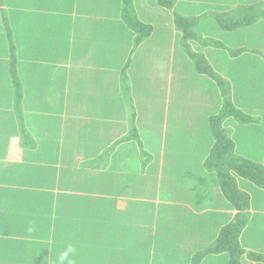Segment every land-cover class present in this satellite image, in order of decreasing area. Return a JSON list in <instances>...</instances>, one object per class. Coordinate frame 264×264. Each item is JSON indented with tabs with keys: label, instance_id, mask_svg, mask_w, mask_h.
Masks as SVG:
<instances>
[{
	"label": "crops",
	"instance_id": "0c3cea01",
	"mask_svg": "<svg viewBox=\"0 0 264 264\" xmlns=\"http://www.w3.org/2000/svg\"><path fill=\"white\" fill-rule=\"evenodd\" d=\"M99 4L0 0V264H59L68 245L73 264H177L180 250L192 259L214 242L189 250L207 216L237 213L217 185L197 198L213 114L187 124L203 99L179 98L171 61L147 47L161 44L157 32L134 44L118 11V30L105 33L98 16L77 11ZM189 64L177 72L198 88L206 81L203 97L216 83ZM228 123L238 153L239 126ZM261 154L246 157L264 166ZM258 190L248 191L253 223L264 215Z\"/></svg>",
	"mask_w": 264,
	"mask_h": 264
},
{
	"label": "rangeland",
	"instance_id": "374dc122",
	"mask_svg": "<svg viewBox=\"0 0 264 264\" xmlns=\"http://www.w3.org/2000/svg\"><path fill=\"white\" fill-rule=\"evenodd\" d=\"M91 1V0H90ZM97 1V0H92ZM99 7H82L81 10L77 9V11L82 12L83 16L94 17L97 22H101L104 25V28L107 29L109 33L110 30L117 31V26L111 25L110 22L113 18H116L118 22V11H119V1L116 0H98ZM115 1V2H114ZM171 2V7L169 8H161L159 7L154 0H133V8L137 13V17L144 21L145 24L152 26L153 30L157 32L158 38L153 37L152 41H159L161 44L150 42L147 47L154 48L155 50H162L160 54L156 55V59L165 61L169 60L171 66H173V72H171L170 77L172 76L173 82H176L179 85L176 90L178 95L182 93L183 98L187 97V99H191L192 101H196L197 99H203L202 109L201 108L193 109V106L188 107L190 110V114L193 116V120L189 119L185 120L187 124H203V117L206 110H210L212 114L217 113L218 105L221 104L222 99L220 97L221 91L219 90L217 85L216 87H212L211 90H208L205 96L202 97V91L208 89V85L205 81L204 89L198 88L199 83L194 82L192 80L182 81L185 78V74L183 72H177L178 65H190L187 60V56L183 53V49L180 45V35L176 32V28L173 23L174 13L177 11L183 16H201L208 11H217V12H225L232 8H235L239 3H250L254 2L252 0H169ZM109 2V3H108ZM92 6V5H91ZM92 15V16H91ZM100 16V17H99ZM264 22V21H263ZM259 22L254 26H251L250 29H246L244 31L240 30L233 33L222 32L220 30H216L213 28V25L208 24L204 28H201L199 32L204 35H210L211 37L217 39V41L223 44L224 48H214V47H202L199 43H191V51L195 53H199L203 55L207 60L208 64L211 66L214 73L219 74L222 79H224V87L227 89L230 100L236 106V109L242 111L245 115L244 118H238L237 123L234 121V125L238 127V135L237 139H240L238 142V153H235L237 156H241L247 158L246 156H251L254 159H262L261 149L264 147V23ZM50 32H53L49 29ZM177 35V39L174 38L173 35ZM155 34V33H154ZM173 45V46H172ZM246 47L247 52L249 53H238L234 54L239 47ZM172 47L177 48V59H171L169 56L171 51L175 49H171ZM249 49H254V53H250ZM174 54V53H173ZM161 55V56H160ZM152 57V59H155ZM243 57V59L241 58ZM162 61V62H163ZM249 61H252L249 64ZM242 63V64H241ZM245 63V65H244ZM251 65V66H250ZM191 66V65H190ZM163 67H166L163 62ZM235 73V74H234ZM189 75V74H187ZM177 80V81H175ZM196 81V80H195ZM184 85V86H183ZM191 87V88H190ZM187 88L188 91H187ZM209 94V97L207 96ZM201 95V96H200ZM181 98V96L179 97ZM200 98V99H199ZM173 99V98H172ZM209 99V100H208ZM174 100V99H173ZM178 99H175L177 101ZM180 101V100H179ZM205 101V102H204ZM209 101V102H208ZM172 110V107L169 106ZM216 108V109H215ZM215 109V110H213ZM212 110V111H211ZM175 112L174 110H172ZM206 116V115H205ZM247 116V117H246ZM197 120L194 121V119ZM247 119V122L246 119ZM244 119V121H242ZM239 121V122H238ZM245 122V123H243ZM228 123V122H227ZM230 123L227 124V127L230 126ZM255 125V126H254ZM226 126V124H224ZM261 127V128H260ZM230 131V136L234 134V130L232 127H228ZM240 136H242L240 138ZM248 159V158H247ZM252 161V160H251ZM241 188L243 190L249 191L250 194H263L260 190L249 188L245 183H241ZM238 188L240 189L238 183ZM255 207L260 208L264 211V204H260L255 201ZM217 205V209H219L218 201L214 202ZM213 207V206H212ZM215 207V206H214ZM214 213V212H211ZM216 214V213H215ZM223 215H210L204 219L200 225L197 226L196 229L198 231L205 233L198 234L194 236V249H189L193 251H199L203 246L208 244L213 238L214 241L217 238V234L221 226L231 222V217ZM228 215V214H227ZM178 221L183 222L181 218ZM172 218V217H171ZM170 218V219H171ZM173 217L172 219L176 220ZM187 217L185 216L184 220ZM256 222L246 228V231L239 235L238 241L240 246L245 251H251L256 254L264 255V215H259L255 217ZM204 228H203V227ZM169 236V235H168ZM193 238V237H192ZM169 246V241L164 243V248L167 249ZM171 247V246H170ZM169 247V248H170ZM182 252V253H181ZM183 251H179V259L177 258V264H192V259L186 257ZM198 253V252H197ZM202 264H228V257L225 255V258L222 256L219 259L215 260L212 257L206 259L205 261H201ZM260 264L249 261L246 256H243L242 264ZM167 264V263H166ZM170 264V263H169ZM264 264V263H263Z\"/></svg>",
	"mask_w": 264,
	"mask_h": 264
},
{
	"label": "trees",
	"instance_id": "16d2710c",
	"mask_svg": "<svg viewBox=\"0 0 264 264\" xmlns=\"http://www.w3.org/2000/svg\"><path fill=\"white\" fill-rule=\"evenodd\" d=\"M119 1V16L123 20L126 28L135 35L134 44L147 39L152 32V26L145 24L139 19L133 8V0ZM159 7L169 8V0H154ZM250 3H239L225 12L208 11L201 16H183L177 11L174 13L173 23L176 32L180 35V45L183 53L193 65L198 74L205 75L213 80L222 99L217 113L213 114L208 120L207 130L212 139V146L205 158L204 169L207 176L203 179H197V184L203 187L199 191L198 202L205 201L211 185H217L224 199L231 205L237 213L231 222L223 225L216 240L204 250L196 253L192 258V264H201V261L212 257L216 259L219 255L228 257V264H242L243 256H246L251 262L264 263V256L251 251H245L241 248L238 241L239 235L246 231V228L253 224L250 221L251 197L248 191L238 188L235 176L241 178L242 182L249 188L256 187L264 191V166L253 162L247 158L237 156L234 152V144L230 136V129L224 124L233 120L237 123L238 118H244L242 111L236 109L230 100L227 89L224 87V79L219 77L212 70L203 55L191 51V43H199L202 47L224 48L223 44L210 35L205 36L204 32H199L201 28L211 24L216 30L233 33L244 31L264 21V0H252ZM254 53V49H249ZM249 53L246 47H239L234 53ZM243 59V57H241ZM249 61L246 64L251 63ZM242 64V63H241ZM245 65V63H244ZM246 66V65H245ZM251 66V65H250ZM220 93V92H219ZM247 117V116H246ZM246 119V118H245ZM244 121V119H242ZM239 122V121H238ZM247 122V119L246 121ZM243 122V123H245Z\"/></svg>",
	"mask_w": 264,
	"mask_h": 264
},
{
	"label": "clouds",
	"instance_id": "9594fccd",
	"mask_svg": "<svg viewBox=\"0 0 264 264\" xmlns=\"http://www.w3.org/2000/svg\"><path fill=\"white\" fill-rule=\"evenodd\" d=\"M74 251L75 249L71 245H68L66 250L61 252L58 257L59 264H73V261L69 257Z\"/></svg>",
	"mask_w": 264,
	"mask_h": 264
}]
</instances>
